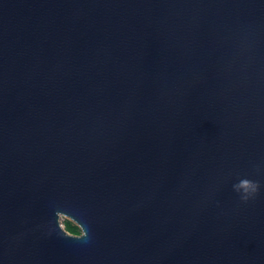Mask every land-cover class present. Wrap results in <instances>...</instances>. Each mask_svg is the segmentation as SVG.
<instances>
[{"label": "water", "instance_id": "1", "mask_svg": "<svg viewBox=\"0 0 264 264\" xmlns=\"http://www.w3.org/2000/svg\"><path fill=\"white\" fill-rule=\"evenodd\" d=\"M253 165L264 0H0V264H264Z\"/></svg>", "mask_w": 264, "mask_h": 264}, {"label": "clouds", "instance_id": "2", "mask_svg": "<svg viewBox=\"0 0 264 264\" xmlns=\"http://www.w3.org/2000/svg\"><path fill=\"white\" fill-rule=\"evenodd\" d=\"M253 172L256 175L264 174V166L262 165H253ZM261 183L259 180L250 179L247 176L239 177L237 182L232 184V189L239 196V199L242 203H248L250 200H254L261 191ZM66 206L57 205L55 207V223L56 227H58L59 232L62 233L65 237L82 240L87 242L90 239L89 231L86 229L85 225L79 222L73 215L69 214V212L65 211L64 208ZM61 217H69L71 218L78 227L77 234L73 235L64 230L61 224ZM55 230V229H50Z\"/></svg>", "mask_w": 264, "mask_h": 264}, {"label": "trees", "instance_id": "3", "mask_svg": "<svg viewBox=\"0 0 264 264\" xmlns=\"http://www.w3.org/2000/svg\"><path fill=\"white\" fill-rule=\"evenodd\" d=\"M65 231L72 233L73 235L77 234L78 228L75 225H72L70 222H67L64 226Z\"/></svg>", "mask_w": 264, "mask_h": 264}, {"label": "rangeland", "instance_id": "4", "mask_svg": "<svg viewBox=\"0 0 264 264\" xmlns=\"http://www.w3.org/2000/svg\"><path fill=\"white\" fill-rule=\"evenodd\" d=\"M67 222H70L72 225H74V224H73L70 220H68L67 218H65V217H62V218H61V224H62L63 228H64V226H65V224H66Z\"/></svg>", "mask_w": 264, "mask_h": 264}, {"label": "built area", "instance_id": "5", "mask_svg": "<svg viewBox=\"0 0 264 264\" xmlns=\"http://www.w3.org/2000/svg\"><path fill=\"white\" fill-rule=\"evenodd\" d=\"M63 227V226H62Z\"/></svg>", "mask_w": 264, "mask_h": 264}]
</instances>
